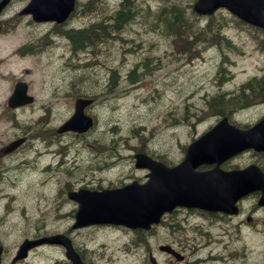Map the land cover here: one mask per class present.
Listing matches in <instances>:
<instances>
[{
  "label": "rangeland",
  "instance_id": "obj_1",
  "mask_svg": "<svg viewBox=\"0 0 264 264\" xmlns=\"http://www.w3.org/2000/svg\"><path fill=\"white\" fill-rule=\"evenodd\" d=\"M79 1L82 4L88 3L90 0ZM119 1L92 0L85 14L74 15L72 23L75 26L80 25L93 17L107 20L112 15L114 7L119 6ZM128 1L130 3L148 2L153 9L160 7L162 2L169 3L171 6L175 5L184 13L185 17L196 22L199 27L205 26L206 21H210L208 16H196L192 12L194 0ZM25 2L26 0H14L3 15L9 32L0 35V101L8 96V77L13 75L18 77L24 69L30 71L25 78L32 82V93L39 98L42 97L41 79L47 72L45 69L49 66L50 71L57 69L63 72L59 52L47 50L42 54V58L35 56L34 60L14 54V50L22 42L24 38L22 36L26 31L29 30L28 34L31 33V24L27 18L14 17ZM142 5L145 6V4ZM226 13L228 12L220 10L214 14L212 20H221V16L227 17ZM141 19L143 18H136L138 21ZM44 31L41 30L37 35H42ZM223 31L230 39L232 48L222 47V50H219L206 44L200 57L189 60L183 54L174 51L170 39L146 31L145 25L128 22L123 29L118 28L112 34L114 37L118 35L117 39L110 37L102 43L101 50L97 51L93 67L89 68V71L83 69L80 72L81 76L73 78V83L80 82V84L74 87L71 85H48V95L43 98H51L52 107L53 105L66 104L67 108H70L71 100L67 97L69 89L80 88L81 95L92 93L100 82L98 77L103 73L106 74L107 68L114 67L118 75L117 86L113 90L114 97L110 100L109 106L100 94L106 91L103 88L96 91L100 94L98 105L105 107L109 120L106 122L105 111L99 107V131L89 133L83 139L82 144L100 139L105 140L107 136L113 139L115 147L127 146L147 150L168 162L178 163L182 158L184 145L215 123L218 110L214 111L210 107L208 108L206 101L215 93L236 92L243 81L259 74L264 66V56L247 29L228 23ZM38 40L39 38L36 37L28 38V43L37 44ZM62 48L57 46L56 50ZM42 49H47V47ZM223 57L226 59L225 62L222 61ZM146 58L149 59L146 60ZM147 67H151V69ZM219 67H223L225 72L219 73ZM69 70L68 68L67 71ZM128 70H134L140 74L135 76L139 78L136 81L128 82L127 76H125ZM70 73L72 72L70 71ZM220 75L224 78H221ZM51 76L53 77L51 80H58L56 73H52ZM249 103V108L238 109L236 106L230 111V117L234 123L251 124L264 114V102H260L258 97H252L249 99ZM19 117L31 118L27 113ZM198 118L205 119L198 123ZM106 127L109 129V133L103 132ZM34 128L38 129L40 126ZM21 130L22 128H20ZM3 131L0 128V135L3 134ZM4 135H7L4 140L12 138L7 132H4ZM67 138L70 136L67 135ZM120 153L126 157L129 155L126 150H120ZM257 161L264 166V159L256 157L252 152H246L234 159L232 164L243 166ZM129 170L128 166H124V171L128 172ZM115 173L111 172L112 175ZM34 174L29 177L33 180L29 182L32 190H29L28 193L25 189L27 187L26 178L19 179L18 183L13 182L14 184L12 183L8 188V191L14 194L17 210L12 211L11 200L0 202V245L5 250L3 264H8L17 245L24 238L59 233L65 227L68 219L55 216L56 210L49 206L47 200L48 187L41 182L38 171H35ZM0 178L3 179V176L0 175ZM9 178L13 179V176L11 175ZM6 185L7 183L0 182V190ZM3 198L4 195L0 199ZM32 202H36L37 208L33 209ZM253 203L254 199L249 198L245 202V206L249 208ZM254 219L259 220V223L253 226H264L262 214ZM220 225H225V221ZM220 225L214 229L217 234L220 232ZM249 227L243 224L238 231L229 228L232 233L231 242L237 244L238 250V261L234 264H264V232ZM60 256V247L44 246L38 251L35 250L23 261H25L24 264H51V260L60 259Z\"/></svg>",
  "mask_w": 264,
  "mask_h": 264
},
{
  "label": "flooded vegetation",
  "instance_id": "obj_2",
  "mask_svg": "<svg viewBox=\"0 0 264 264\" xmlns=\"http://www.w3.org/2000/svg\"><path fill=\"white\" fill-rule=\"evenodd\" d=\"M94 53L92 50H68L66 53L64 51L65 57L62 65L64 72H58L59 80L53 81L55 85L74 87L80 84V82L73 83L72 80L79 77V74L75 72L83 69L80 65L83 59L75 60L76 64L73 66L75 72L70 73L66 71L67 54L78 58ZM113 70L114 67L107 68L106 76L99 77L100 82L92 93L81 95L80 88L69 89L67 97L72 101L70 108H67L66 104L52 107L51 98L43 99L44 103H40L38 98L34 99L31 118L23 127L15 125L17 132L14 135L19 138L18 147L6 153L3 150L4 146L0 144V174L3 171L10 172L13 179L7 178V180L11 184L26 178L27 187L25 189L28 193L32 190L29 182L33 180L29 177L34 176L35 171L39 172L41 182L48 187L47 200L49 206L56 210L55 216L68 218L65 227L59 233L64 236L65 240L70 241L76 264L236 263L238 261L237 244L231 242L232 233L229 228L238 231L245 224L250 226L249 228L264 232V226H253L259 223V220L256 221L254 217L261 214L264 217V206L257 205L258 193H252L236 200V210L230 213L176 207L163 213L157 222L150 224L147 228H130L113 224L75 226L76 215L80 213L87 216L92 215L95 206L89 198L82 196L76 199L71 198V192L113 190L132 182L143 184L147 179L148 171L135 167L133 156L138 152H145L152 159L164 162L167 166L173 164L147 150L127 146L115 147L113 140L107 136L105 140L100 139L82 144L83 139L89 133L99 131L98 128L92 127L93 129L84 133L60 132L59 127L71 115L74 101L80 97L91 99V103L84 107L83 112L93 121L98 120V108L102 106L98 105L99 95L101 94L107 103L113 96L114 82L110 81ZM18 80L23 79L17 77L15 82ZM25 82L29 88V82ZM102 88L106 92L96 93ZM35 126H40V128L35 129ZM20 128H22L21 131ZM103 132L109 133V130ZM67 135L70 138H67ZM120 150H126L129 155L127 157L122 155ZM246 152L252 151L247 150L228 159L222 164V169H238L250 164L251 162L243 166L232 164L234 159ZM252 153L264 159V152ZM254 164L259 165L264 171V166L259 161ZM124 166H128L130 170L124 171ZM208 167L201 166L200 170H208ZM111 172L116 173L112 175ZM5 187L8 189L10 185L7 184ZM13 197L14 195L7 194V199L12 202V211L18 209L16 199ZM249 198H253L254 203L247 208L245 202ZM32 207L35 209L36 202H32ZM224 221L225 225H220ZM218 225H220V232L217 234L214 229ZM59 247L60 259L51 260V264H73L72 258L67 254L66 242L60 244ZM40 248L43 246L34 250L38 251ZM24 262H17L12 256L8 264H24Z\"/></svg>",
  "mask_w": 264,
  "mask_h": 264
},
{
  "label": "water",
  "instance_id": "obj_3",
  "mask_svg": "<svg viewBox=\"0 0 264 264\" xmlns=\"http://www.w3.org/2000/svg\"><path fill=\"white\" fill-rule=\"evenodd\" d=\"M67 0H33L29 10L38 5L41 11L49 10L52 18L63 20L70 6ZM7 2H0L1 7ZM219 7H225L241 20L264 29V0H197L194 10L200 14H210ZM192 146V147H191ZM187 150L185 160L172 169H163L161 178L145 186L128 187L129 192H122L117 200H112L108 212L96 217H76L75 226H84L95 222H124L132 227H147L156 222L160 214L175 206H195L199 208H229V205L241 196L260 191L259 204L264 205V173L254 166L243 170L222 171L218 165L237 154L252 148L264 151V119L248 130L239 131L230 127L223 119L215 128L198 139ZM201 163H216L208 172H195ZM102 210V209H100ZM38 242L64 244L60 235H53ZM36 243L24 241L16 258ZM73 264L75 256L70 255Z\"/></svg>",
  "mask_w": 264,
  "mask_h": 264
},
{
  "label": "trees",
  "instance_id": "obj_4",
  "mask_svg": "<svg viewBox=\"0 0 264 264\" xmlns=\"http://www.w3.org/2000/svg\"><path fill=\"white\" fill-rule=\"evenodd\" d=\"M118 7L120 9L115 14V17L117 16L116 18L114 17V20H116L114 21L115 24L121 23L125 18H128V16H130H126L127 10L130 8L125 5L124 1H121ZM226 15L227 17L221 16V20L217 21L212 20L214 15L210 16V21H207L206 25L203 27H199L196 22H192L188 17H185L184 13L179 8H171L168 10L164 9V15H162V17L160 18H162L164 22L162 23L163 27L165 25H169V27L173 26V22H166L175 20V29L174 26L172 29L174 31H172L171 29H167V32L170 34V37L172 35L173 38H175L174 40H177L179 53L183 54V56H186L187 58H195L199 56L202 50L201 45H203V47L206 44H217L216 46L225 44V46H227L229 44V41L227 38H225L226 36L223 32V29L228 25V23L233 24L237 27H247V30H249L251 36L257 40V43L260 45L261 49H264V31L245 25L243 22L229 15L228 13H226ZM140 16L145 17L144 13L142 12L140 13ZM155 17H157L156 14L151 16V18ZM103 29L104 28L97 26V24H91L89 27L82 30L71 31L69 33V38L72 49H75L87 42L97 40L100 41L105 35V31H103ZM81 35H85L84 38ZM147 68L149 69V67ZM253 91H256L254 93H257L259 95V98H264V83L262 85L256 84L253 88ZM239 101L242 102V100L239 98L237 100H230V102H225L224 98L222 97H214L211 100L209 107L218 110L221 109V106H224V103L227 106H231L234 105L235 102L238 103Z\"/></svg>",
  "mask_w": 264,
  "mask_h": 264
},
{
  "label": "bare ground",
  "instance_id": "obj_5",
  "mask_svg": "<svg viewBox=\"0 0 264 264\" xmlns=\"http://www.w3.org/2000/svg\"><path fill=\"white\" fill-rule=\"evenodd\" d=\"M116 17H117V16H116ZM116 17H115V18H116ZM115 18H114V19H115ZM119 18H121V17H119ZM118 20H119V19H118ZM114 21H116V20H114ZM95 29H96V28H95ZM93 30H94V29H93ZM102 32H103V31H102ZM85 35H86V34H85ZM85 35H84V36H85ZM81 36H82V35H81ZM84 36H82V37L84 38ZM83 38H82V39H83ZM85 40H86V39H85ZM0 198H2V195H0ZM104 223H105V222H104Z\"/></svg>",
  "mask_w": 264,
  "mask_h": 264
}]
</instances>
